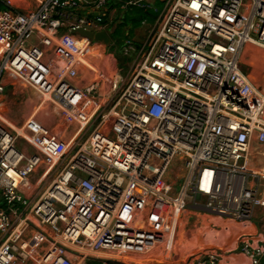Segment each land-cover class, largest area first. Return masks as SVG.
Listing matches in <instances>:
<instances>
[{
  "label": "built area",
  "instance_id": "1",
  "mask_svg": "<svg viewBox=\"0 0 264 264\" xmlns=\"http://www.w3.org/2000/svg\"><path fill=\"white\" fill-rule=\"evenodd\" d=\"M33 1L0 9V96L18 81L41 99L17 128L0 112V264L125 250L149 198L178 211L189 200L237 223L264 211V91L241 68L244 46L264 48V0H159L143 40H122L124 75L95 64V42L72 31H106L110 1L154 0ZM42 116L65 126L53 133ZM238 249L246 264L264 262V238ZM220 259L206 252L193 263Z\"/></svg>",
  "mask_w": 264,
  "mask_h": 264
},
{
  "label": "crops",
  "instance_id": "2",
  "mask_svg": "<svg viewBox=\"0 0 264 264\" xmlns=\"http://www.w3.org/2000/svg\"><path fill=\"white\" fill-rule=\"evenodd\" d=\"M10 1L11 6L0 4V9L11 8L14 11L25 12L36 6L33 0ZM103 45L105 44H101V46ZM101 46L97 43H93L92 46L93 55L91 58L98 66L109 64L107 60L108 55L102 53ZM4 47L5 44L0 39V58L3 55ZM260 49L264 51V48L254 44L244 46L241 59L246 56L245 60H249V62H254L255 59L257 61ZM113 68L117 70L116 67L113 66ZM80 75H84V73L80 72ZM246 75L255 86L264 91V73L261 75L258 84L251 79L249 73H246ZM91 77L93 76L91 75ZM83 78L85 82L91 79L85 78V76ZM83 81L80 82L81 85L84 83ZM8 85L13 86V83H8L5 89ZM3 93L0 96V112L2 114L5 102ZM30 109L27 112L25 110L20 112H23L24 118ZM49 127L52 130L54 126ZM56 128L53 129L54 133H57ZM175 192L173 189L172 194ZM186 203L188 204L190 201L188 200ZM187 204L180 211L172 208L170 211H167V205L155 202L149 198L132 218L131 223L138 232L137 241L122 251H113L106 248L104 251L98 253L96 258L90 259V264L91 261H97L101 264H194V257L206 252L218 253L221 257L219 264H246L247 259L239 252V245L244 241L257 244L264 238V234L258 232V218L260 216L264 217V211L259 208L256 210V216L252 221L244 223L232 221L237 226H230L228 223L230 220L217 218L202 209L194 208ZM232 228L240 230L234 232L231 230ZM208 233H211L213 236L223 233L230 240L233 237V240L228 243L224 241H211L207 239ZM197 235L199 240L197 239ZM73 258L75 259L76 257L74 256Z\"/></svg>",
  "mask_w": 264,
  "mask_h": 264
},
{
  "label": "rangeland",
  "instance_id": "3",
  "mask_svg": "<svg viewBox=\"0 0 264 264\" xmlns=\"http://www.w3.org/2000/svg\"><path fill=\"white\" fill-rule=\"evenodd\" d=\"M112 7H117V11L116 12H112L110 14V16H108L106 23H105V30L109 36L110 42L105 46H101V51L103 54H107V60L109 62L110 67H116L118 70H120V73L124 75V73L126 72L128 66H130V61H126L124 62V60L122 59V57L118 54V48L113 47L114 43H113V36L111 35V32L114 30V28L117 27L118 25V21L116 19V17L120 18H124V17H128L130 16L129 14V7L125 8V9H118V4L114 3L113 1H110L109 4L106 6V10L109 12V10ZM119 11V12H118ZM118 12V14H117ZM151 25L149 23H143L141 25L138 26H132L130 23L126 24L124 27H122V31H121V35H123L125 32H130V37L134 42H140L141 40H143V38L146 36V34L148 33L149 29H150ZM261 51L259 54V57L257 58V61L255 59L254 62H249V60H245V57H243V59H241L242 61V70L245 73H249L251 79L254 82H259V80L261 79V75L264 73V51H262V49H260ZM111 55V57H110ZM263 57V58H262ZM91 60L94 62V60L91 58ZM251 64V65H249ZM126 67V69H125ZM122 71V72H121ZM84 76L85 78H91L90 73L88 72H84ZM93 79V77H92ZM13 86L12 85H8L7 88L5 89L3 96H4V107L2 109L3 114L5 116V118L16 125V127L22 125V123L24 122V116H23V112L20 113L21 111L25 110V112H27L30 108L32 104H36L38 102H40V98L38 97V95L30 88L28 87H24L23 85H21L18 81H12ZM50 106H48L49 108ZM44 109L47 108V106L43 107ZM20 113V114H19ZM56 118V117H55ZM57 119V118H56ZM55 119V120H56ZM42 120L43 122L47 123L48 126L53 127V129L56 127L55 121L52 120V118L47 117V116H42ZM54 121V122H53ZM58 123V121H57ZM63 127L65 126L64 123H61L57 125V127ZM52 129V132H53ZM68 129V127H67ZM54 133V132H53ZM83 141V140H81ZM80 141V142H81ZM181 163L176 161L174 162L168 171V174L166 176L167 180H169V182L174 183L175 185H173L174 190L177 191L180 187V182H181V178L177 177V175H183V173L180 172L181 169ZM187 205H191V203H188ZM171 207L167 205V211H170ZM225 220V219H224ZM180 224V223H179ZM257 226H258V232L259 233H263L264 234V217L260 216L258 218L257 221ZM235 232V231H234ZM233 240V237L230 241L231 242ZM226 242V243H228ZM232 247V246H231ZM102 255V254H100ZM74 264H87V261H85L83 263V261L76 256V258L73 261Z\"/></svg>",
  "mask_w": 264,
  "mask_h": 264
},
{
  "label": "trees",
  "instance_id": "4",
  "mask_svg": "<svg viewBox=\"0 0 264 264\" xmlns=\"http://www.w3.org/2000/svg\"><path fill=\"white\" fill-rule=\"evenodd\" d=\"M161 6H162V3L159 0H154L153 2L145 4L144 6H136V5L128 6L129 14H130L129 18L128 17L120 18V16L116 17V19L119 20L118 25L111 32V35L113 36V39H114L113 47L118 48L119 55H121V45H122L123 38L130 37V34H131L128 31V32H125L123 35H121L122 27H124L128 23H130L133 27L141 25L143 23H149L150 25H152L158 15V12ZM106 20L107 19H105V21L103 22L104 24L106 23ZM122 59L124 60V62L129 61V59L126 57H122ZM91 264H101V263L97 261H91ZM112 264H115V263H112Z\"/></svg>",
  "mask_w": 264,
  "mask_h": 264
},
{
  "label": "water",
  "instance_id": "5",
  "mask_svg": "<svg viewBox=\"0 0 264 264\" xmlns=\"http://www.w3.org/2000/svg\"><path fill=\"white\" fill-rule=\"evenodd\" d=\"M73 34H78L82 37H86L90 40H93L95 43L98 45L105 44L107 45L110 42L109 36L106 31L101 30L98 32H92V31H87L83 29H79L76 31H72ZM87 264H90V260L87 261Z\"/></svg>",
  "mask_w": 264,
  "mask_h": 264
},
{
  "label": "bare ground",
  "instance_id": "6",
  "mask_svg": "<svg viewBox=\"0 0 264 264\" xmlns=\"http://www.w3.org/2000/svg\"><path fill=\"white\" fill-rule=\"evenodd\" d=\"M12 127H14V128H17L16 127V125L15 124H13V123H11V122H9L8 120H6ZM218 220V219H217ZM216 220V221H217ZM219 221V220H218ZM229 224H230V226H237L235 223H233L232 221H229L228 222ZM231 230H233V231H239L240 229H231ZM197 239L199 240V237H198V235H197ZM207 239H209V240H211V241H215V242H220V241H224V242H228L229 240H230V238L229 237H226L223 233H221V234H218L217 236H213L211 233H208V236H207Z\"/></svg>",
  "mask_w": 264,
  "mask_h": 264
}]
</instances>
